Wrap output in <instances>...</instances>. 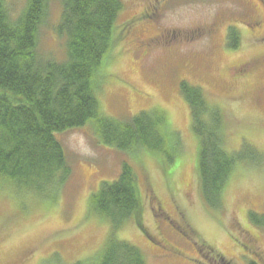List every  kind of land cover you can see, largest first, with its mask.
Segmentation results:
<instances>
[{"label": "rangeland", "instance_id": "1", "mask_svg": "<svg viewBox=\"0 0 264 264\" xmlns=\"http://www.w3.org/2000/svg\"><path fill=\"white\" fill-rule=\"evenodd\" d=\"M122 1L118 31L133 17H142L103 60L97 92L102 113L124 122L143 112H161L182 148L170 164L156 151L129 155L99 144L91 125L58 134L71 174L56 197L46 199L0 179V264H75L96 256L113 234L140 248L147 264H264V229L250 217L264 215V68L242 81L230 71L263 53L264 45L252 43L247 28L241 29L236 49L227 36L228 25L261 17V4ZM26 2L7 0L12 17L23 13ZM147 13L151 16L144 17ZM61 15V3L51 1L39 32L44 61L67 59L66 41L56 32ZM216 24L218 31L211 32ZM159 31H167L170 41L176 38L177 46L136 49L140 40ZM183 82L202 89L209 106L223 114L225 149L243 153L226 186L222 210L208 207L202 198L199 140L181 93ZM124 164L137 174L145 204L142 222L153 239L133 219L114 232L107 219L90 209L92 195L102 183L117 180Z\"/></svg>", "mask_w": 264, "mask_h": 264}, {"label": "trees", "instance_id": "2", "mask_svg": "<svg viewBox=\"0 0 264 264\" xmlns=\"http://www.w3.org/2000/svg\"><path fill=\"white\" fill-rule=\"evenodd\" d=\"M51 1L56 0H27L23 13L12 17L7 0H0V179L46 199L56 197L71 174L57 135L87 125L99 144L129 155L156 151L173 163L182 147L163 113L143 112L124 122L102 113L97 95L101 67L124 33L122 27L117 30L123 1L58 0L62 15L56 32L67 49L63 63L44 61L38 52ZM239 45V37L231 34L229 46ZM181 93L199 140L202 198L208 207L222 210L226 186L243 153L225 149L223 114L209 106L202 89L183 82ZM90 209L107 219L114 232L133 219L153 239L142 222L145 204L129 164L123 165L117 180L101 184ZM250 217L264 229V215ZM75 264H147V259L140 248L113 234L96 256Z\"/></svg>", "mask_w": 264, "mask_h": 264}, {"label": "flooded vegetation", "instance_id": "3", "mask_svg": "<svg viewBox=\"0 0 264 264\" xmlns=\"http://www.w3.org/2000/svg\"><path fill=\"white\" fill-rule=\"evenodd\" d=\"M144 1L149 2L151 0H144ZM258 1H259V4H261L263 15L261 17H254V18L247 19V21L242 22L241 24L234 23V24L228 25L227 36H230L231 34H233L236 37L240 38V34L242 32L241 29L247 28V31L249 32L252 43L258 46L264 45V3L262 4V0H258ZM150 4H151V7L154 8L153 2H150ZM148 15L151 16V13L145 14L144 17ZM141 17L137 18V16H135L129 22H126L124 25H122V31H124V33L127 31H131L134 23H136V20L138 22V20ZM219 27L220 25L216 24L215 26H213L211 32L216 33ZM124 33H123L122 40L127 37V36H124ZM169 39H170V34L167 31H164V32L159 31L154 36H151V37L149 36L148 38L140 40L136 49L138 51H159L160 49H164V47L172 44L176 38L171 41ZM175 42H178V40H175ZM173 44L175 47L177 46L175 43ZM263 68H264V52L242 64L232 67L230 71L232 70L235 71L234 72L236 73L235 80L242 81L245 78L258 74L261 70H263ZM230 71H229V75H230Z\"/></svg>", "mask_w": 264, "mask_h": 264}]
</instances>
